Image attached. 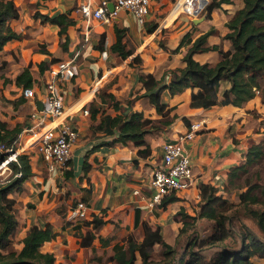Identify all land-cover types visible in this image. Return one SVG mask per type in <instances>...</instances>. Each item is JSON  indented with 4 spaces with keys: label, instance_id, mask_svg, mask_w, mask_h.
<instances>
[{
    "label": "crops",
    "instance_id": "crops-1",
    "mask_svg": "<svg viewBox=\"0 0 264 264\" xmlns=\"http://www.w3.org/2000/svg\"><path fill=\"white\" fill-rule=\"evenodd\" d=\"M28 1L35 3L36 7L28 8L26 0L23 1L24 12H19L18 19L11 23L12 27L21 33V38L6 41L0 51V58L7 60V65L0 70V88L5 92L7 87H15L18 92L13 93L14 97L19 95V99L24 98L20 92L22 86L16 85L14 79L25 66L30 64L29 69L33 78L31 87L40 97L43 90L38 87L35 80L38 78L43 80L46 69L40 72L38 63L48 61L51 57L71 59L76 65V75L67 83L65 105L73 111L67 116V121L73 122L78 127L79 138L71 153L73 175L67 179L55 171H47L39 152L30 156L33 174L24 182L26 189L15 196V200L20 202L17 204L20 238L31 224L43 225L49 222L56 235L50 241L44 242L41 249L53 252L55 255H57L56 251H60L59 259L57 262L55 260V263L64 264L66 253L64 251L69 249L68 254L75 251L71 245L72 240L78 239L77 245L81 249L76 251L77 254L81 252L83 254V250L88 247L80 245L81 237L75 234L77 229L85 233L88 228L85 229L79 220H68L66 215L61 216L56 210L60 202H64L68 210L73 204V198L80 199L86 192L88 193L85 203L90 215L85 219H90L92 214H96L107 220L95 233L96 236L92 241L94 244L99 242V237L106 238L107 235H118L122 230H133L136 208L141 210L142 218H147L151 226L159 227L163 235L165 228L176 229L180 226V222L175 221L173 217L176 210L180 207L185 208L192 201H199V184H212L217 188L218 193L222 192L229 168L243 160L248 141L250 139L258 141L262 138L252 124L260 117L254 118L251 114V110L254 109L258 112L264 111L258 95L241 106L225 104L202 108L189 105L190 93L196 89L186 88L173 95L163 90L161 99L168 106L174 107L170 114L175 113L176 117L163 130L145 136L150 148V154L146 157L138 156L137 147L133 145H123L120 142L100 145L102 141H111L114 135L104 136L101 132L91 134L88 130L90 124L88 115H83L80 108L85 106L91 109L100 106L99 102L96 103L94 100L95 93L107 84L105 91L111 92L118 98L121 106L126 109L143 110L144 115L155 117L154 119L159 118L157 114L152 115L154 109H144L138 99L131 106L123 102L122 97L125 94L122 90L127 91L128 95L125 97L132 98L143 92L138 80L139 72L152 73L158 78L164 71L183 65L182 56L189 44H182L176 51L172 49L178 45L186 32L190 33L192 41L199 34L214 28L218 33L209 35L206 45L219 44L224 50L230 49V42L221 39V36L227 31L225 22L243 6L242 0L222 3L213 9L209 18L201 12V17H190L189 20L178 10L183 8L194 12L204 4V0H178L174 6L172 5L174 0H151L143 25L137 24L133 16L124 10H120L108 22L95 19L86 21L78 10V4L85 0ZM90 1L94 5L99 2V0ZM218 10H224L225 15L231 14L225 20L223 27L214 23ZM35 11L48 16L69 11L74 23L66 30L68 35L66 50H62L59 45L60 38L63 39L64 34L61 37L58 35V26L41 22L38 17L33 16ZM115 28L123 30L126 48L133 49L125 59H120L116 52L110 50V45L115 39ZM160 42L164 47L160 46ZM135 55H138L141 61L129 63L131 57ZM193 57L200 62H211L217 58V52L216 50L196 52ZM228 87L229 82L221 79L219 94ZM130 91L133 93L131 94ZM73 93L76 95L72 96ZM6 95L13 100L14 97L10 98L9 93ZM24 99L21 100L22 105L26 109H32L31 100ZM183 118L188 122H200V128L194 137L184 144V151L192 164L194 180L187 189L172 193L178 199L168 203L164 209L157 206L151 208L145 202L138 201L131 190L140 185L145 187L150 170L158 163V159L160 160L163 141L187 128ZM0 119L3 120L1 117ZM91 147L93 151L87 153V161L91 165L86 173L87 179H80L82 176L80 162ZM42 171H45V177ZM61 195L64 199L59 198ZM26 202L32 203L33 207L28 209ZM64 221H68L69 224L62 226ZM79 264H87V262L81 261Z\"/></svg>",
    "mask_w": 264,
    "mask_h": 264
},
{
    "label": "trees",
    "instance_id": "trees-1",
    "mask_svg": "<svg viewBox=\"0 0 264 264\" xmlns=\"http://www.w3.org/2000/svg\"><path fill=\"white\" fill-rule=\"evenodd\" d=\"M242 1L243 6L225 22L227 31L221 36V39L230 42V49L224 50L219 44L206 45L207 37L218 33L214 28L199 34L192 41L190 33L186 32L178 45L172 49L176 51L182 44H189L182 56L183 65L164 71L158 78L152 73H138L143 92L128 98L125 103L131 106L140 97L146 100L145 106L154 109L159 118L146 116L143 110L126 109L111 92L105 91L104 88L97 90L95 98L98 99L100 106L89 109L88 130L90 129V133L93 134L101 132L104 136L114 135L111 141H102L100 145L120 142L123 145L137 147L136 154L140 157L149 155L150 148L145 136L163 130L176 117L175 113L170 114L174 107L168 106L161 99L163 90L173 95L186 88L196 89L190 93L191 107L207 108L225 104L241 106L258 95L264 108V0ZM230 2L232 0H209L201 12L209 18L213 9L222 3ZM33 16L38 17L41 22L58 26V35L61 37L64 34L59 45L62 50H66L68 43L66 30L74 23L69 11L53 16L34 12ZM18 17V6L14 0H0V51L6 41L21 38V33L11 25ZM114 31L115 39L110 45V50L116 52L120 59H125L133 49L126 48L122 29L115 28ZM160 46L164 47L161 42ZM206 50H216L217 58L211 62H200L193 57L194 53ZM57 60L58 57H51L48 61H40L37 65L38 70L43 72L50 63ZM140 61V57L135 55L131 57L129 63ZM6 65L7 60L0 58V70ZM29 68L30 64L15 76L16 85L32 86L33 78ZM221 79H226L229 87L219 94ZM101 105H107L115 113L106 112ZM183 120L188 126L189 122L185 118ZM21 131V124L9 126L5 120L0 119V162L6 156L7 149L15 150ZM89 151H93V148L91 147L84 155L80 179H87L86 173L91 167L87 161ZM31 155L28 152H18L13 159L5 163L11 174L5 179H1L0 176V264H58L55 263L53 252L41 249L44 242L50 241L56 235L49 222L43 225L31 224L19 239V247H15L12 241V236L19 227L17 204L20 202L15 200V196L26 189L24 182L33 174L29 160ZM263 156L264 137L258 141L250 139L243 160L229 168L223 185V191L229 188L241 189L237 198L242 213L255 222L261 236L252 231L237 211L232 210L226 215V210L232 204L227 202L222 192H217L215 186L201 183L198 186L200 198L196 212L189 214L180 207L173 214L174 220L180 222L178 235L189 229L180 241H176L174 245L168 243L163 238L160 228L151 226L147 219L142 218L141 210L136 208L133 228L138 229L140 239L136 240L128 235L124 241H114L110 244L112 252L105 257L103 264H135L137 259L139 264H264V179L253 180L251 175H245L249 167ZM63 174L73 175L71 158L67 161V167L63 169L61 175ZM45 175L44 171L43 176ZM87 195L86 192L78 200L85 202ZM176 199L178 198L174 194L166 195L157 207L164 209L168 203ZM201 219L213 221L214 230L207 239L199 237L195 227V223ZM106 221L96 214H92L90 219H83L82 225L88 229L85 233L78 229L75 232L81 237L80 245H91L95 233ZM68 224V221H64L62 226ZM98 240L100 246L106 247L111 238L99 237ZM231 240L232 244L228 242ZM155 245L161 247L160 258L156 261L152 259ZM205 253H208V256ZM253 257H258L262 261H255Z\"/></svg>",
    "mask_w": 264,
    "mask_h": 264
},
{
    "label": "built area",
    "instance_id": "built-area-1",
    "mask_svg": "<svg viewBox=\"0 0 264 264\" xmlns=\"http://www.w3.org/2000/svg\"><path fill=\"white\" fill-rule=\"evenodd\" d=\"M151 0H99L95 5L90 0L78 4V10L86 21L95 19L108 22L120 10L130 13L137 24L143 25L149 12ZM112 3V9L108 3ZM178 0L173 2L176 5ZM205 3V0H204ZM204 5V4H203ZM192 11L180 8L193 16L202 10ZM76 75V65L71 59H59L49 64L42 80L43 92L39 97L32 87L21 88V95L31 100L32 110L29 114V126L25 130L33 131L37 135V151L45 168L49 172L62 174L71 158L73 146L79 138L78 127L67 121L72 109L65 105L67 83ZM41 102V108L36 101ZM80 111L88 115V107L82 106ZM36 128V130H33ZM200 128L199 121L189 122L187 128L168 138L161 144L160 160L152 167L145 187L140 185L131 190L138 201L145 202L149 207H156L163 197L178 190H185L191 186L194 178L190 158L184 151V144L191 140ZM12 151L13 153H8ZM16 150L7 149L4 164L15 157ZM84 201L77 200L67 210L68 220H82L89 216Z\"/></svg>",
    "mask_w": 264,
    "mask_h": 264
},
{
    "label": "rangeland",
    "instance_id": "rangeland-1",
    "mask_svg": "<svg viewBox=\"0 0 264 264\" xmlns=\"http://www.w3.org/2000/svg\"><path fill=\"white\" fill-rule=\"evenodd\" d=\"M14 1H15V4L18 6L19 12H21V11L24 12L25 6L23 8V4H24L23 1H25V0H14ZM208 1L209 0H205L204 5ZM26 4L28 5V8H35L36 7L35 3H30L28 0H26ZM204 5H203V7H204ZM233 8H234V5H233ZM235 9L236 8H234L233 10H235ZM201 11L202 10H200L198 12V14H196L195 16H193L192 14L185 12V11H181L179 13L183 17L185 16V18H187L189 20L190 17L191 18L192 17H195V18L201 17L202 16ZM35 12H38V11H35ZM225 14H226V12H224V10L223 11L218 10L217 16L214 19L215 20L214 23L217 26L223 27L225 20L231 16V14H229V15H225ZM224 30H226V28H224ZM216 40H218V39L216 38ZM39 46H40V44H39ZM35 83L38 85L39 88H43L41 78L36 79ZM106 85L107 84H105L103 87H100L99 89H101V88L106 89V87H107ZM15 92H18L17 88H15V87H7L5 92H3L2 88H0V117L3 120H5L9 126H12L16 123L22 125V131L18 136L15 150L17 152H28L31 155V154L38 152L37 151V139H36L37 135H34L33 131L31 132L30 130H28V131L25 130L29 126V114H30L32 109H30V108L26 109V107H24V105H22L23 102L20 101L21 99H24V98L20 97L21 99H19V95L18 96L16 95L14 97L13 93H15ZM130 92H131V94L133 93V91H130ZM8 93H9L8 96H10V98L14 97V98H12L13 100H10L9 97H7L6 94H8ZM122 93L125 95H128L127 91L123 92V90H122ZM74 95H76V93H73L72 96H74ZM125 95L122 97L123 102H125L128 99V97H125ZM136 95L138 96L139 94H136ZM66 96H67V93H66ZM94 100L96 103L99 102L97 98H94ZM138 101L142 106H145L147 104L146 100L141 99L140 97H138ZM101 107H103L106 112H110V113L114 112V110H112V108H110V107H107V105H101ZM155 114L156 113L153 110L152 115L155 116ZM251 114L254 118L260 117L258 119V121H254L252 124L254 125L256 132L260 133L259 137H264V111L258 112V111H255V109H254V110H251ZM33 130H36V128H34ZM5 159L6 158H4L0 162L1 179H5L11 174V171L7 168V165L4 164ZM81 162H80V164H81ZM157 162H159V159ZM247 174L251 175V178L253 180H259L260 181V180L264 179V156L257 163H255L249 167V171L245 175H247ZM62 176L64 177V179H67L68 177H71L72 175L66 176V174H63ZM240 190L241 189H239V188H229V190H227V191H223V189H222V195L224 196V198H226L228 203L232 204V206L226 210L225 214L228 215L232 210L237 211L239 213L241 219L252 229V231L255 232L257 235L261 236V232L257 228L255 222L242 213V208L239 205V203H238L239 200L237 198V195L240 192ZM59 198L64 199L62 195ZM77 200H78L77 198H73L72 203L76 202ZM198 202L199 201H197V202L192 201V203H189L185 207L188 211V212L187 211L186 212L189 213V211H190L191 213H189V214H192V212L195 213L196 209H197V208H195V206H198ZM28 203H30V202H26V204H25L26 207L28 209L32 208L33 204L30 203L31 205H28ZM182 208L184 210H186L184 207H182ZM56 210L61 214V216L64 217L66 215V211H67L66 205L64 204V202L58 203L56 206ZM18 215H19V207L17 206V216ZM79 221L82 222L83 219L82 220L79 219ZM195 227L197 228L199 237L204 238V239H207L214 230L213 229V221L205 220V219H201V220L197 221L195 223ZM84 228L87 229L88 227L84 226ZM178 229H179V227L176 229L175 228H169V227L165 228L164 232H163L164 239L166 241H168L170 244L174 245L176 243V241L181 240L182 236H184L186 232H189V229H187L183 233H181L180 234L181 236H180V235H178ZM19 230H20V227L12 236L13 245L15 247L20 246V243H19L20 231ZM128 235H130L132 238H134L136 240L140 239V234H139L138 229L134 228L131 231L122 230L121 233H118V235H113L114 237H111V235H107V237L111 238V240H110L109 245H107L106 247L100 246L98 241H97V243H94V244L92 242L91 245H89L86 249L83 250L84 255L82 254V252L80 254H77L76 251L80 250L81 248L77 245L78 239H74V240H72L71 245L75 249V251H73L69 254H68L69 249L64 251V252H66L65 257H64L65 258L64 264H79L81 261H86L87 264H103L105 262V257L108 256V254H110L112 252L111 248H110V246H111L110 244H112L114 241H117V242L124 241L125 237H127ZM228 242L232 244L233 240L228 241ZM59 253H60V251H58V252L56 251V254L58 256L54 254L56 262H57V259H59ZM160 253H161V247L159 245H155L153 248L152 259L155 261L158 260L160 258ZM205 254L208 256V253H205ZM253 260L260 261V262L262 261L258 257H253ZM135 264H139V259H137L135 261Z\"/></svg>",
    "mask_w": 264,
    "mask_h": 264
},
{
    "label": "water",
    "instance_id": "water-1",
    "mask_svg": "<svg viewBox=\"0 0 264 264\" xmlns=\"http://www.w3.org/2000/svg\"><path fill=\"white\" fill-rule=\"evenodd\" d=\"M108 8H109V9H112V3H111V2L108 3ZM36 104H37V107L40 109L41 106H42V105H41V102H40V101H37ZM8 153H11V154H12L13 152H12V151H9V152H7V154H8ZM7 154H6V156H5L4 158H7V156H8Z\"/></svg>",
    "mask_w": 264,
    "mask_h": 264
}]
</instances>
